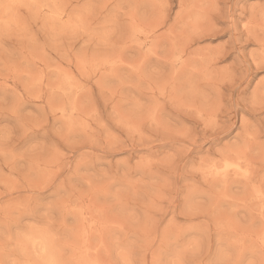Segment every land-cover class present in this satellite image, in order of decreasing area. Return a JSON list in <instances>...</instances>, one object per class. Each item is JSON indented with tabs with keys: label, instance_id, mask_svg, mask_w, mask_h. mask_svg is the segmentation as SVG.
<instances>
[{
	"label": "rangeland",
	"instance_id": "rangeland-1",
	"mask_svg": "<svg viewBox=\"0 0 264 264\" xmlns=\"http://www.w3.org/2000/svg\"><path fill=\"white\" fill-rule=\"evenodd\" d=\"M38 263L264 264V0H0V264Z\"/></svg>",
	"mask_w": 264,
	"mask_h": 264
},
{
	"label": "bare ground",
	"instance_id": "bare-ground-1",
	"mask_svg": "<svg viewBox=\"0 0 264 264\" xmlns=\"http://www.w3.org/2000/svg\"><path fill=\"white\" fill-rule=\"evenodd\" d=\"M185 46H186V45H185ZM123 61H124V60H123ZM253 62H254V61H253ZM113 92H114V91H113ZM89 247H90V246H89ZM37 261H38V260H37ZM37 261H36V262H37ZM38 264H39V263H38Z\"/></svg>",
	"mask_w": 264,
	"mask_h": 264
}]
</instances>
